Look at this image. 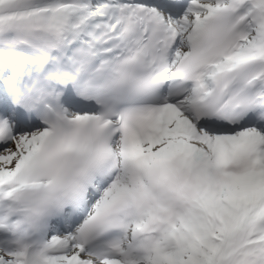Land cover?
Here are the masks:
<instances>
[{
	"label": "snow or ice",
	"instance_id": "snow-or-ice-1",
	"mask_svg": "<svg viewBox=\"0 0 264 264\" xmlns=\"http://www.w3.org/2000/svg\"><path fill=\"white\" fill-rule=\"evenodd\" d=\"M0 264H264V0H0Z\"/></svg>",
	"mask_w": 264,
	"mask_h": 264
}]
</instances>
